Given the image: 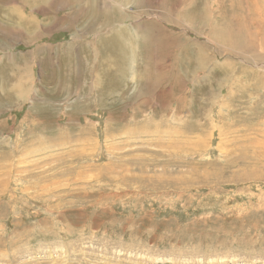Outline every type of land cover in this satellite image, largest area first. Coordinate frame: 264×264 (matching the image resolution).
Instances as JSON below:
<instances>
[{
    "label": "rangeland",
    "instance_id": "374dc122",
    "mask_svg": "<svg viewBox=\"0 0 264 264\" xmlns=\"http://www.w3.org/2000/svg\"><path fill=\"white\" fill-rule=\"evenodd\" d=\"M106 1L0 0V264H264V0Z\"/></svg>",
    "mask_w": 264,
    "mask_h": 264
},
{
    "label": "bare ground",
    "instance_id": "6f19581e",
    "mask_svg": "<svg viewBox=\"0 0 264 264\" xmlns=\"http://www.w3.org/2000/svg\"><path fill=\"white\" fill-rule=\"evenodd\" d=\"M96 1H100L101 3H103V5L105 6V8H106V12L108 11L107 9H109L110 7H111V5L109 4V2L108 1H106V0H96ZM106 5L109 7H106ZM95 8H96V6H94ZM90 8H91V5L89 6V7H86V8H81V9H83L82 11H83V13H82V11H81V9H80V13H81V17H84V16H87V17H89V15H90V12H89V10H90ZM259 10H260V8H259ZM78 12H79V8H78ZM22 16V15H21ZM105 16L106 15H103V17H102V19L103 20H105L106 18H105ZM23 17V16H22ZM24 18V17H23ZM100 20V19H99ZM167 20V19H166ZM96 21H98L97 19H94V22H96ZM169 21V20H168ZM66 24V23H65ZM75 25V23H72V22H70V23H68V25L67 26H74ZM96 31H98V30H96ZM262 31H264V30H262ZM84 32V31H83ZM91 32V31H90ZM262 33V32H261ZM263 38V37H262ZM261 39V38H260ZM200 53V52H199ZM161 78V77H160ZM159 78V80H161ZM159 82V81H158ZM168 110V109H167Z\"/></svg>",
    "mask_w": 264,
    "mask_h": 264
}]
</instances>
